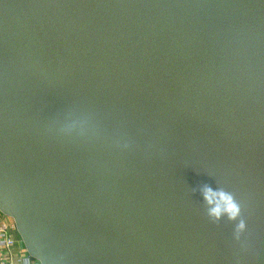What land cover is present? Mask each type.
I'll list each match as a JSON object with an SVG mask.
<instances>
[{"label": "water", "instance_id": "1", "mask_svg": "<svg viewBox=\"0 0 264 264\" xmlns=\"http://www.w3.org/2000/svg\"><path fill=\"white\" fill-rule=\"evenodd\" d=\"M0 212L36 264H264V0H0Z\"/></svg>", "mask_w": 264, "mask_h": 264}, {"label": "clouds", "instance_id": "2", "mask_svg": "<svg viewBox=\"0 0 264 264\" xmlns=\"http://www.w3.org/2000/svg\"><path fill=\"white\" fill-rule=\"evenodd\" d=\"M203 198L208 206V215L215 220H219L222 216L235 220L240 214V206L234 196L224 189L213 190L205 186ZM237 227L242 230L245 227L244 222L240 221Z\"/></svg>", "mask_w": 264, "mask_h": 264}, {"label": "built area", "instance_id": "3", "mask_svg": "<svg viewBox=\"0 0 264 264\" xmlns=\"http://www.w3.org/2000/svg\"><path fill=\"white\" fill-rule=\"evenodd\" d=\"M16 232L14 221L11 225H0V234L3 237L0 264H36V260L30 257L18 232L15 234Z\"/></svg>", "mask_w": 264, "mask_h": 264}, {"label": "crops", "instance_id": "4", "mask_svg": "<svg viewBox=\"0 0 264 264\" xmlns=\"http://www.w3.org/2000/svg\"><path fill=\"white\" fill-rule=\"evenodd\" d=\"M3 223L11 225L12 221H11L10 217L3 215V213L2 214L0 213V225ZM15 234H17V232ZM2 243H3V237L0 234V252L2 250Z\"/></svg>", "mask_w": 264, "mask_h": 264}, {"label": "rangeland", "instance_id": "5", "mask_svg": "<svg viewBox=\"0 0 264 264\" xmlns=\"http://www.w3.org/2000/svg\"><path fill=\"white\" fill-rule=\"evenodd\" d=\"M1 213V212H0ZM2 214V213H1ZM4 215V214H3ZM11 219V221H13V219L12 218H10ZM4 224V223H3ZM6 225H9V224H6Z\"/></svg>", "mask_w": 264, "mask_h": 264}]
</instances>
